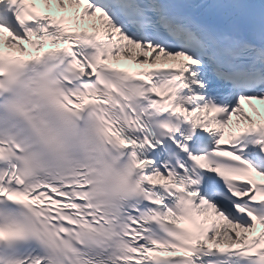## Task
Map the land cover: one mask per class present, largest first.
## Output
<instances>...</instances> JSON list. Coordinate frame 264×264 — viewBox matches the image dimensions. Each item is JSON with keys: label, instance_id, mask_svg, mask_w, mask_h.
Returning <instances> with one entry per match:
<instances>
[{"label": "snow or ice", "instance_id": "obj_1", "mask_svg": "<svg viewBox=\"0 0 264 264\" xmlns=\"http://www.w3.org/2000/svg\"><path fill=\"white\" fill-rule=\"evenodd\" d=\"M0 264H264V0H0Z\"/></svg>", "mask_w": 264, "mask_h": 264}]
</instances>
